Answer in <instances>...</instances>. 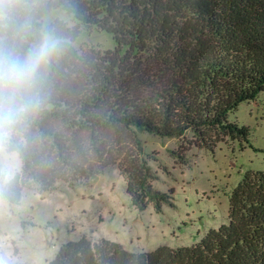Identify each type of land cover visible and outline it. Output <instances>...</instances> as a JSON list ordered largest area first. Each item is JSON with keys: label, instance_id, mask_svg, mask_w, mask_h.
I'll list each match as a JSON object with an SVG mask.
<instances>
[{"label": "trees", "instance_id": "16d2710c", "mask_svg": "<svg viewBox=\"0 0 264 264\" xmlns=\"http://www.w3.org/2000/svg\"><path fill=\"white\" fill-rule=\"evenodd\" d=\"M52 12L75 26L60 18L45 23ZM42 23L67 44L46 73L42 107L9 149L21 159V171L0 193L11 210L25 188L73 185L60 167L67 161L49 120L69 129L120 127L162 137L192 132L210 148L223 137L246 139V128L228 115L264 92V0H42L33 24ZM82 31L109 35L113 49L76 47ZM139 62L149 73L144 83L130 79ZM148 83L153 92L142 95ZM118 168L137 209L152 203L162 212L164 203H174L172 190L154 188L146 160L130 157ZM45 264H264V167L243 173L229 197L228 222L195 245L133 252L81 234L67 238Z\"/></svg>", "mask_w": 264, "mask_h": 264}, {"label": "rangeland", "instance_id": "374dc122", "mask_svg": "<svg viewBox=\"0 0 264 264\" xmlns=\"http://www.w3.org/2000/svg\"><path fill=\"white\" fill-rule=\"evenodd\" d=\"M55 18L75 26L59 12L44 22ZM114 44L97 31H82L75 41L87 50L113 49ZM142 62L130 77L138 83L149 76ZM149 83L140 88L142 95L153 92ZM228 117L246 128V139L223 137L212 140L211 148L192 132L162 137L120 127L69 129L58 120L47 121L64 150L67 163L60 167L73 185L57 181L43 192L25 188L13 210L0 194V262L45 264L61 243L81 234L120 242L133 252L197 244L208 230L228 222L229 197L243 173L264 167V92ZM15 153L19 173L21 159ZM130 157L147 161L155 174L154 188L172 190V205L164 203L163 211L156 212L152 203L143 210L131 204L118 168Z\"/></svg>", "mask_w": 264, "mask_h": 264}, {"label": "clouds", "instance_id": "9594fccd", "mask_svg": "<svg viewBox=\"0 0 264 264\" xmlns=\"http://www.w3.org/2000/svg\"><path fill=\"white\" fill-rule=\"evenodd\" d=\"M41 4L42 0H0V193L15 174L16 153L9 149L42 107L46 73L67 44L46 24L34 26ZM18 40H27L26 47Z\"/></svg>", "mask_w": 264, "mask_h": 264}]
</instances>
